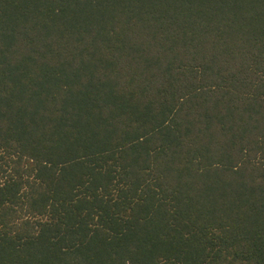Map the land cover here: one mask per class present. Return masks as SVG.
I'll use <instances>...</instances> for the list:
<instances>
[{
	"label": "trees",
	"instance_id": "16d2710c",
	"mask_svg": "<svg viewBox=\"0 0 264 264\" xmlns=\"http://www.w3.org/2000/svg\"><path fill=\"white\" fill-rule=\"evenodd\" d=\"M0 264H264V0H0Z\"/></svg>",
	"mask_w": 264,
	"mask_h": 264
}]
</instances>
